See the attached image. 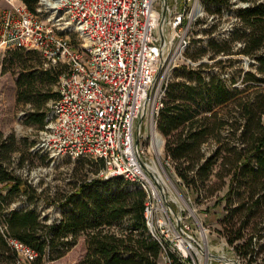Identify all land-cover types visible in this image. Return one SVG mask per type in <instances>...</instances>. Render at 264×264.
Wrapping results in <instances>:
<instances>
[{
  "label": "trees",
  "instance_id": "trees-1",
  "mask_svg": "<svg viewBox=\"0 0 264 264\" xmlns=\"http://www.w3.org/2000/svg\"><path fill=\"white\" fill-rule=\"evenodd\" d=\"M21 1L32 12L38 3ZM241 1L243 6L233 8L232 0H202L205 12L218 16L208 35L221 23L222 8L228 14L234 11L238 21L225 36H210L206 45L189 56L200 59L207 50L210 59L229 55L215 62L221 64V73L230 69V76L205 74L206 62L196 68L180 65L166 86L157 128L165 138V156L195 200L214 195L225 199L221 232L233 252L247 264H264V243H260L264 237V0ZM12 50L10 57L16 59L24 52L38 54ZM233 55L246 57L247 67ZM22 70L15 101L33 108L26 123L43 128L45 103L57 97L53 85L59 72L54 67L40 68L38 75L25 67ZM36 82L41 86L36 87ZM15 151L13 136L0 133V184L7 188L5 194L0 193V264H16L10 238L36 253L31 264H44L62 257L81 234L86 250L79 264H158L160 247L147 233L145 193L137 184L119 176L85 177L54 198L10 169ZM130 184L135 188L130 189ZM225 185L219 197L217 192ZM14 193H21L28 206L10 208ZM40 199L66 209L58 223L40 219L33 206ZM124 219L129 221L126 226H122Z\"/></svg>",
  "mask_w": 264,
  "mask_h": 264
},
{
  "label": "built area",
  "instance_id": "built-area-1",
  "mask_svg": "<svg viewBox=\"0 0 264 264\" xmlns=\"http://www.w3.org/2000/svg\"><path fill=\"white\" fill-rule=\"evenodd\" d=\"M4 1L9 8L0 10V52L35 51L47 66L63 69L42 148L71 159L101 161L98 176L137 184L145 193L147 233L160 247L159 264H213L204 227L197 222L195 230L182 208L172 206L173 184L163 165L159 162L161 172L147 157L141 141L148 137L153 150L160 144L155 142L157 116L175 61L181 57L191 63L183 54L193 27L206 14L202 0H57L56 9L85 40L82 47L53 24L35 19L21 0ZM52 2L39 1L49 9ZM221 12L217 29L226 35L229 28L222 25L228 11ZM214 16L206 20L212 24L218 19ZM8 241L17 264L35 258L28 246Z\"/></svg>",
  "mask_w": 264,
  "mask_h": 264
},
{
  "label": "rangeland",
  "instance_id": "rangeland-1",
  "mask_svg": "<svg viewBox=\"0 0 264 264\" xmlns=\"http://www.w3.org/2000/svg\"><path fill=\"white\" fill-rule=\"evenodd\" d=\"M39 1L40 0H38L34 12L30 11L35 19L47 21L53 24L55 29H57L59 32H62L63 34H66L70 38L71 43L74 46L82 47L85 43V40L81 38L75 29H71V25L73 24L69 21L63 10L55 9L56 13L52 14L51 9L44 7L39 3ZM232 1L235 2V4H233V8L244 5L241 0ZM7 8H9V4L4 0H0V10ZM207 16H209V14L206 13L202 18H200L202 19L200 20V24L196 22L190 38L191 43L183 54L185 58L191 61V63L186 61L184 58L179 57L172 67V71L170 73L171 79L173 78L175 70L180 65H187L196 68V66L201 62H206L208 64L207 67L203 68L205 74L211 75L218 73L224 78L230 76V69H227L221 73V64L215 62L217 59L225 60L227 57H230L229 55L219 54L215 58L210 59V52L207 50V52L200 59H192L189 56L201 46L206 45L210 39V36H213L215 39H220V37L225 36L218 33V29L211 35H208L207 31L209 30L211 22L206 20ZM214 17H216V15ZM223 21L224 23L222 27L230 29V27L233 25V22L238 20L235 17V12L231 11V13L226 15ZM196 39H201V41L193 42ZM239 46L240 43H237L236 47ZM12 51L13 50L0 52V133H2L3 136L12 135L15 141V147L17 149L10 159L9 167L10 169H13L15 174L20 175L27 181L28 184H31L32 187H35L38 191L42 189L45 190L44 195H51V197L60 198L62 194L69 191L70 189H73L74 184L83 178L98 177L97 172L100 171L102 164L100 161L90 157L71 159L63 155L54 154L42 148L40 139L46 123L44 124L43 128H39L36 124L26 123V118L28 117L29 113L33 111V108L30 107V105L16 103L15 97L17 81L20 77V73L23 72V67L30 71H36L35 74L38 75V69L47 68L49 66L44 63L41 56H39V53V55L34 53L33 56H28L26 52H24L22 53V58L16 59L10 57ZM233 57H239L241 59L240 63L242 66L244 68L247 67L248 59L246 57L242 55H233ZM54 68L59 72L60 75V72L63 69L61 67ZM24 71L26 70L24 69ZM57 81L53 85V89L55 91H57ZM237 85L241 86L242 84L240 81H238ZM40 86L41 83L36 82V87ZM51 102L52 99L45 103L46 115L49 113ZM46 115L44 118L45 121ZM157 131L160 135L161 142L154 150L148 143V137L141 139V141L143 142V146L146 148L147 157L155 163L158 170L161 172L162 169L160 164L163 165L165 173L168 175L173 184L170 186V196L176 201V203L172 204V206L175 208V210H177L179 207L182 208L183 216L187 215L188 220L193 224L195 230L200 228L198 225L199 222L201 223V226L204 227L205 233L207 234L208 249L214 255L219 257L218 259H215L213 264H224V258L235 260L233 264H247L243 258L237 256L233 252L232 247L227 244L226 239L221 232V218L225 214L223 209L225 205V199H218L214 195L212 197H202L199 200H195V196L180 184V180L175 173L172 161L164 154L165 138L160 133L158 128ZM166 158L171 161L170 164L166 162ZM128 187L130 189L135 188L131 184L128 185ZM226 189L227 186L225 185L219 192H217L219 197L225 193ZM6 191L7 188H4V186L2 187L0 184V193L5 194ZM11 198L12 199L9 204L10 208H22L28 206V203L24 201V196L21 193L12 194ZM177 205H179L178 208ZM33 206L39 213L41 220L46 218V223H58L66 211V209L60 206L58 202L47 204L43 199L38 200L35 204H33ZM128 223L129 221L124 219L122 221V226H126ZM240 242L241 241H238L236 243ZM260 243H264V237L260 240ZM85 250L86 247L84 243V234H81L77 237L71 248L62 257L51 261H45L44 264H79V261L85 254Z\"/></svg>",
  "mask_w": 264,
  "mask_h": 264
},
{
  "label": "bare ground",
  "instance_id": "bare-ground-1",
  "mask_svg": "<svg viewBox=\"0 0 264 264\" xmlns=\"http://www.w3.org/2000/svg\"><path fill=\"white\" fill-rule=\"evenodd\" d=\"M43 2H46V3H48V0H43ZM58 3V1L57 0H53V2L51 3V6H52V8H51V13L52 14H55L56 13V4ZM56 9V10H55ZM73 25H71V29H76L77 28V26H76V24L75 23H72ZM155 142H157V143H160V137H159V135H157L156 136V138H155ZM159 145V144H158Z\"/></svg>",
  "mask_w": 264,
  "mask_h": 264
},
{
  "label": "water",
  "instance_id": "water-1",
  "mask_svg": "<svg viewBox=\"0 0 264 264\" xmlns=\"http://www.w3.org/2000/svg\"><path fill=\"white\" fill-rule=\"evenodd\" d=\"M163 15H164V12L162 13V16H163ZM210 256H211L212 258H214V259H218V258H219L218 256L214 255L213 253H211ZM223 261H224V262H229V261L234 262L235 260H233V259H225V258H224Z\"/></svg>",
  "mask_w": 264,
  "mask_h": 264
}]
</instances>
